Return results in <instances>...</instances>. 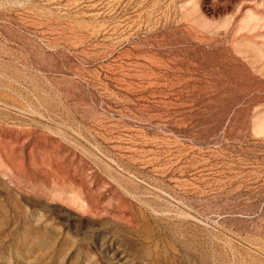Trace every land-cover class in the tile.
<instances>
[{
    "label": "rangeland",
    "instance_id": "rangeland-1",
    "mask_svg": "<svg viewBox=\"0 0 264 264\" xmlns=\"http://www.w3.org/2000/svg\"><path fill=\"white\" fill-rule=\"evenodd\" d=\"M0 264H264V0H0Z\"/></svg>",
    "mask_w": 264,
    "mask_h": 264
}]
</instances>
